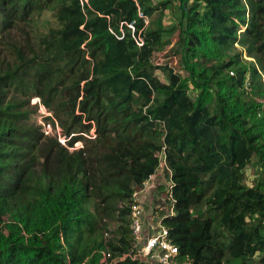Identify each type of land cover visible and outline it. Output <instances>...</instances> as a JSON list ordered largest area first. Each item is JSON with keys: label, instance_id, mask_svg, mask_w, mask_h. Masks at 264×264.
<instances>
[{"label": "trees", "instance_id": "1", "mask_svg": "<svg viewBox=\"0 0 264 264\" xmlns=\"http://www.w3.org/2000/svg\"><path fill=\"white\" fill-rule=\"evenodd\" d=\"M162 151L176 260L264 264V0H0V264H145L131 206Z\"/></svg>", "mask_w": 264, "mask_h": 264}, {"label": "built area", "instance_id": "2", "mask_svg": "<svg viewBox=\"0 0 264 264\" xmlns=\"http://www.w3.org/2000/svg\"><path fill=\"white\" fill-rule=\"evenodd\" d=\"M86 1V0H85ZM145 22L147 23V20L145 19ZM131 28H133L132 25H129ZM134 29V28H133ZM136 43L138 45L142 44V38L140 36H132ZM32 102L34 104H37L39 109L42 112V115L45 116H50L53 118L51 113L47 112L44 107L39 103V100L37 98L32 99ZM44 126V124H42ZM42 127V126H41ZM56 127V132L59 136V141L62 144H65V139L60 136V130L59 128L55 125ZM45 134H53L54 128L52 127L50 122H47V127L45 129L42 128ZM92 136L94 137L95 135L93 134V129L91 130ZM81 147L80 142H75L74 147H70V150H73L75 148ZM161 159L164 162L165 170L167 171L169 180L166 183L164 191L167 192V198L169 199L168 205L169 208L165 210L166 213H172L173 211V197L171 194V189L173 186V182L171 181V171L166 167V163L164 160V153L163 151L160 152L159 154V160L161 164ZM145 184V183H144ZM139 191H136L133 194V203H132V214H131V223L130 227L132 229V234L134 237L133 241V249L135 250V256L139 258L142 262L145 264H185L182 263L178 260H176V256L178 254V248L177 246L172 243L168 238H167V230L166 228L159 222V229L153 234L147 235L144 232L143 224L141 221V208H140V201L138 198V193ZM160 200L158 201V204L156 207L160 210L164 209L162 208L161 201L163 200L162 196ZM159 199V198H157ZM161 219V218H160Z\"/></svg>", "mask_w": 264, "mask_h": 264}, {"label": "rangeland", "instance_id": "3", "mask_svg": "<svg viewBox=\"0 0 264 264\" xmlns=\"http://www.w3.org/2000/svg\"><path fill=\"white\" fill-rule=\"evenodd\" d=\"M155 1H157V0H155ZM173 13H174V9L173 10H166L165 11L164 17H163V20H162V22H163L164 25H169V24H172V23H174L176 21V16ZM22 28L24 29V31H27L30 34H32V29H31V27H29V25H26V26H24ZM13 36H15L16 38H20L22 36V33L19 30H16L15 32H13ZM32 36H33V34L31 35V37ZM170 41L174 42L175 41L174 37H171L170 38ZM171 46H172V44H169V45L163 47L162 51L156 52L157 58L158 59L164 58V55L166 53H168V50H169V48ZM177 60H178V58H175L174 57L172 62L174 64H176ZM156 74H157V76L161 80L165 81V79H166L165 76L159 70L156 71ZM29 105H30L31 108L35 109L36 112H37V114L34 115L33 117L31 115V119L34 122L36 120V124H40L42 126V128L45 129L47 127V122L44 121V119L42 118L43 115H42L41 110L39 109V107L37 105L33 104V102H31V101H30V104ZM42 124H44V126ZM259 172H260L259 171V168L256 165H254L253 163H249L247 165L246 169H245V173H246V176H247L246 182L248 184H251L252 180L259 174ZM156 174L162 175V178H163V179H161L162 185L158 186V188L160 190L159 189L156 190L157 196L155 195V191H153L152 192V197L151 196L149 197V198H151V199H149L151 202H150V206L148 208V213L145 214L144 205H146V203L142 199L143 197H142L141 192H143L146 187H150L151 190H153V186L155 185V182H156V184L159 183V182L156 181V178H155V175ZM168 180H169V177H168L167 171L165 170L164 162L161 159V164H160L159 168L157 169V172L153 176H151L145 182L144 186L142 187V189L138 193V198L140 196V199H141V200L139 199V201H140V208H141V217L140 218H141L142 224L144 226V232L146 234L147 233H150V232H153L151 230V226L153 224H156L157 225L160 222V217H161L159 215V213H160L159 210L160 209H158L156 207V205L158 204V201L157 200H160L161 199V197H158V195L159 196H162V198H163V200L161 201V204H162V208H164V209H162V210H167L169 208L168 200H167V192L164 191V190L161 191V189H165V186H166V183L168 182ZM144 193H143V196H146V194H144ZM153 198H155V199H153ZM157 198H159V199H157ZM152 199H153V201H152ZM148 218L149 219L151 218V222L150 221H147Z\"/></svg>", "mask_w": 264, "mask_h": 264}, {"label": "crops", "instance_id": "4", "mask_svg": "<svg viewBox=\"0 0 264 264\" xmlns=\"http://www.w3.org/2000/svg\"><path fill=\"white\" fill-rule=\"evenodd\" d=\"M155 178H156V181L157 182H159L158 184H156V182H155V185L153 186V190H151V188L150 187H146L145 188V190L143 191V192H141V194H142V199L144 200V202L146 203V205H144V208H145V214H147L148 213V208H149V206H150V200L149 199H151V198H149L150 196L152 197V192L153 191H155V195L157 196V193H156V190H158L159 188H158V186H160V185H162V181H161V179H163L162 178V175H160V174H156L155 175ZM160 190V189H159ZM162 190H164V189H161V191ZM145 192V193H144ZM143 193L144 194H146V196H143ZM156 198V197H155ZM155 198H153V199H155ZM139 199H140V196H139ZM153 199H152V201H153ZM141 200V199H140ZM142 202V201H141ZM153 219V218H152ZM147 221H150L151 222V218L149 219H147ZM149 225V224H148ZM156 224H153L152 226H151V230L153 231V232H150V233H147V235H149V234H153V233H155L156 231H158V229H159V223L155 226ZM143 228H144V226H143Z\"/></svg>", "mask_w": 264, "mask_h": 264}, {"label": "clouds", "instance_id": "5", "mask_svg": "<svg viewBox=\"0 0 264 264\" xmlns=\"http://www.w3.org/2000/svg\"><path fill=\"white\" fill-rule=\"evenodd\" d=\"M156 172H157V171H156ZM153 175H154V174H153ZM153 175H152V176H153ZM150 177H151V176H150Z\"/></svg>", "mask_w": 264, "mask_h": 264}]
</instances>
